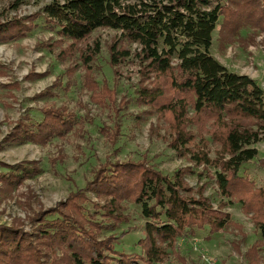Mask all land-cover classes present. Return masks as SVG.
Instances as JSON below:
<instances>
[{"label": "trees", "instance_id": "1", "mask_svg": "<svg viewBox=\"0 0 264 264\" xmlns=\"http://www.w3.org/2000/svg\"><path fill=\"white\" fill-rule=\"evenodd\" d=\"M23 2L12 0L6 9L0 8V41L23 38L43 16L59 37L53 44L66 43L58 57L79 52L85 68L84 88L99 105L113 104L115 90L106 80L99 87L93 76L90 63L100 51V42L81 43L94 30H116L118 35L107 46L110 64L114 67L130 56L137 61V105L145 108L144 114L156 115L167 124L166 142L178 157L194 166L216 169V186L227 201L214 207L203 193L204 186L193 189L185 180L195 172L191 165L179 166L168 175L141 160L106 161L84 189L71 192L57 206L38 211L30 220L32 232L22 228L19 218L0 223V264L159 262L185 232L204 227L215 232L229 225L230 214L223 208L233 201L249 214L262 239L246 250L248 264H262L264 189L239 171L257 157L254 144L264 141V91L249 75L230 71L209 49L219 17L222 46L240 41V30L246 26L251 34L264 33V0H52L28 15L7 14ZM254 36L248 38L254 40ZM131 45H135L133 50ZM65 73L71 76L72 71ZM127 103L122 96L116 112ZM40 113L36 121L28 115L19 118L3 140L45 145L64 137L77 123L74 113L63 106H46ZM258 163L264 166V158ZM39 171L37 161L26 160L16 164L12 173L0 176L10 175L8 180L18 183ZM84 190L104 201L93 203L95 214L77 202L80 198L86 202ZM125 201L139 204L145 219L143 236L136 242L140 254L117 250L114 234L100 237L102 229L128 221Z\"/></svg>", "mask_w": 264, "mask_h": 264}, {"label": "rangeland", "instance_id": "2", "mask_svg": "<svg viewBox=\"0 0 264 264\" xmlns=\"http://www.w3.org/2000/svg\"><path fill=\"white\" fill-rule=\"evenodd\" d=\"M9 1L12 0H0V8L6 9ZM51 1L24 0L16 11L7 9V14L28 15ZM220 22L221 17L212 32L210 54L226 64L230 71L253 76L264 91V33L251 34L252 29L246 26L240 30V41L222 46L218 39ZM249 34L255 35V39L248 38ZM117 35L116 30L101 28L94 30L81 43L84 46L85 43L100 42V51L90 63L93 76L99 87L106 80L107 86L115 90L114 103L103 105L92 102L91 92L84 88L85 68L81 66L79 52L63 59L58 57L60 47L66 43L60 47L53 44L59 37L43 16L23 38L0 41V70L3 71L0 75V174L12 173L16 164L26 160L37 161L40 167L39 173L21 178L18 183L10 182V175L6 178L0 176V223L10 224L14 218H19L22 228L32 232L30 220L38 211L57 206L66 201L71 192L84 189L87 181L106 161L141 160L168 175L179 166L191 165L195 172L185 176L187 183L193 189L204 186L203 193L214 207L223 200L227 201L216 186V169L206 165L194 166L178 157L167 145V124L158 120L156 115L144 114L145 108L137 105V61L130 56L114 67L110 64L107 46ZM134 48L135 45H131V49ZM256 51L262 52V61H256ZM70 69L71 76L65 73ZM45 90L47 93L51 91L52 95H44ZM122 96L128 103L116 112ZM46 106H63L74 113L76 125L64 137H55L45 145L31 142L11 144L3 140L19 118L28 115L36 121L41 117L40 109ZM254 146L258 150L257 157L243 164L239 172L253 181L255 187L264 189V166L258 163L264 158V141ZM84 193L86 202L80 198L78 204L95 214L93 203L104 201L93 192L84 190ZM123 204L128 221L119 223L114 229H102L100 237L114 234L117 250L140 254L136 242L143 236L145 222L141 206L129 201ZM223 210L230 214L229 225L215 232L208 227L187 231L166 250L164 260L151 264H248L245 252L251 244L262 240L259 230L239 202H229ZM96 218L99 219V215ZM121 232L125 235L120 237ZM259 254L264 258V242Z\"/></svg>", "mask_w": 264, "mask_h": 264}, {"label": "crops", "instance_id": "3", "mask_svg": "<svg viewBox=\"0 0 264 264\" xmlns=\"http://www.w3.org/2000/svg\"><path fill=\"white\" fill-rule=\"evenodd\" d=\"M254 57H255V59H257L256 61H259L260 59H261V57H262V52L261 51H256L255 52V54H254ZM260 61H262V60H260ZM223 65H226V64H223ZM227 66V65H226ZM228 67V66H227ZM236 72V71H235ZM247 75H249V74H247ZM250 76V75H249ZM250 77H252L253 78V76H250Z\"/></svg>", "mask_w": 264, "mask_h": 264}]
</instances>
